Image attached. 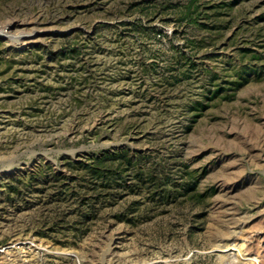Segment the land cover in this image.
I'll return each instance as SVG.
<instances>
[{
    "label": "rangeland",
    "instance_id": "obj_1",
    "mask_svg": "<svg viewBox=\"0 0 264 264\" xmlns=\"http://www.w3.org/2000/svg\"><path fill=\"white\" fill-rule=\"evenodd\" d=\"M185 3L0 0V264H264V0ZM122 147L202 201L122 192L72 229L46 178Z\"/></svg>",
    "mask_w": 264,
    "mask_h": 264
},
{
    "label": "trees",
    "instance_id": "obj_2",
    "mask_svg": "<svg viewBox=\"0 0 264 264\" xmlns=\"http://www.w3.org/2000/svg\"><path fill=\"white\" fill-rule=\"evenodd\" d=\"M183 8L185 11L178 21L199 25L203 8L199 0H186ZM65 48L71 49V45L65 42L58 51ZM44 51L47 55L56 54V51L49 47L44 48ZM191 66L195 65L191 64ZM181 78L177 76L174 81H179ZM145 158L143 154L134 153L122 147L88 156L85 161L77 165L69 162L70 169L76 172L75 176L50 174L46 178L48 185L55 188L57 184L62 183L64 188L57 195L62 199L71 198L77 205L71 220L72 229L81 231L82 226H87L88 222L96 219L93 203H96L97 198L114 201L122 192L133 193L143 189L149 193L152 200L156 198L160 202H170L177 196L191 202L202 201L203 194L197 192L196 180L191 174L188 178H183L181 182H172L168 176L162 178L156 169H146L143 163ZM28 177L31 178L30 175ZM124 216L120 214L116 218L122 220Z\"/></svg>",
    "mask_w": 264,
    "mask_h": 264
},
{
    "label": "built area",
    "instance_id": "obj_3",
    "mask_svg": "<svg viewBox=\"0 0 264 264\" xmlns=\"http://www.w3.org/2000/svg\"><path fill=\"white\" fill-rule=\"evenodd\" d=\"M24 243H26L27 245H31V243L28 240L24 241L23 244ZM13 246H14V244L7 245V246H5L3 248H0V251H2L3 249L9 248V247H13Z\"/></svg>",
    "mask_w": 264,
    "mask_h": 264
}]
</instances>
